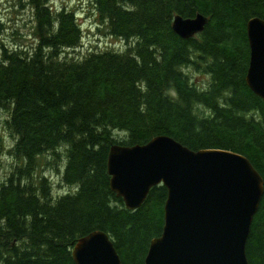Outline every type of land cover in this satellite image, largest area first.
<instances>
[{
    "label": "trees",
    "instance_id": "1",
    "mask_svg": "<svg viewBox=\"0 0 264 264\" xmlns=\"http://www.w3.org/2000/svg\"><path fill=\"white\" fill-rule=\"evenodd\" d=\"M99 27L130 41L124 51L81 46L74 12L27 0L35 22L30 47L1 45L0 107L20 162L0 182V264H75L71 250L92 231L107 233L122 264H143L164 223L163 185L135 210L111 191L107 156L115 144L167 135L189 149H226L246 156L264 180V103L247 86L246 23L264 19V0H90ZM207 17L184 39L174 16ZM65 53V55H64ZM207 76L197 84L187 69ZM117 132L118 136L115 135ZM122 134V135H120ZM61 181L34 176L50 151ZM5 145L0 136V156ZM249 264H264V186L246 242Z\"/></svg>",
    "mask_w": 264,
    "mask_h": 264
},
{
    "label": "water",
    "instance_id": "2",
    "mask_svg": "<svg viewBox=\"0 0 264 264\" xmlns=\"http://www.w3.org/2000/svg\"><path fill=\"white\" fill-rule=\"evenodd\" d=\"M207 17L176 15L172 29L187 39ZM249 62L245 82L264 103V19L246 23ZM109 186L135 210L150 189L166 188L164 223L150 240L143 264H249L246 242L264 180L249 159L226 149L192 150L167 135L143 144L113 145L107 156ZM75 264H122L109 235L95 230L77 239Z\"/></svg>",
    "mask_w": 264,
    "mask_h": 264
},
{
    "label": "rangeland",
    "instance_id": "3",
    "mask_svg": "<svg viewBox=\"0 0 264 264\" xmlns=\"http://www.w3.org/2000/svg\"><path fill=\"white\" fill-rule=\"evenodd\" d=\"M53 9L65 8L74 12L77 21L83 31L81 46L75 51L67 50L68 56H83L91 50L114 49L124 51L130 41L115 38L107 34L105 28L99 27L98 17L95 14L90 0H47ZM34 18L31 5L27 0H0V49L1 45L15 47L25 45L30 47L35 43L34 39ZM65 55V53H64ZM190 76L197 84L206 81L207 76L196 72L192 68L187 69ZM10 112L4 107H0V136L5 145L0 156V182L3 181L10 172L16 171L18 160L11 154L10 148L15 143V136L10 132L7 121ZM118 136L117 132L115 133ZM122 135V134H120ZM10 149V150H9ZM62 147L57 149L60 152V160L57 165H53L51 160L55 157L48 151L40 156L38 166L34 170V176L43 175L51 183L53 196L57 197L69 189L61 181L59 166L63 162Z\"/></svg>",
    "mask_w": 264,
    "mask_h": 264
}]
</instances>
